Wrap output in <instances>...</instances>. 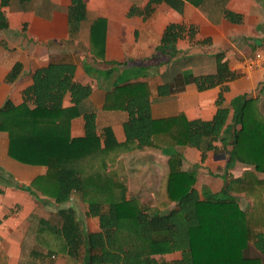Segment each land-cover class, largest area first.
<instances>
[{"label": "trees", "instance_id": "trees-1", "mask_svg": "<svg viewBox=\"0 0 264 264\" xmlns=\"http://www.w3.org/2000/svg\"><path fill=\"white\" fill-rule=\"evenodd\" d=\"M163 2L182 13L186 2L200 6L204 0H151L147 9L133 8L130 16L147 17L153 5ZM9 4L10 0H1L0 30L9 27L2 10ZM86 17L85 0H72L71 31L78 32ZM183 29L179 24L168 26L160 50L174 45ZM216 59V75L194 78L200 91L237 77L223 62V54ZM22 70V64L16 63L5 81L15 83ZM75 71L74 65L65 63L39 69L33 74V85L23 92L21 104L7 100L0 107V132L9 136V156L22 164L47 168L27 190L60 206L40 220L32 259L49 263L61 259L66 264H161L160 259L180 254L164 264H264V112L260 98H238L231 106L232 119L231 108L219 100L210 121L189 120L184 113L154 120L149 83L119 84L105 105L108 111L128 114L126 140L119 142L111 127L98 134L95 113H82L81 105L92 88L75 81ZM67 97L69 106L64 104ZM81 116L85 134L74 138L72 121ZM228 128L231 137H226ZM218 143L231 147L229 162L250 167L221 191L225 196L207 190L201 194L196 174L183 166L180 153H173L161 183L164 200L159 207L130 197L131 177L121 159L124 154L145 148L192 147L205 157L219 148ZM74 195L80 197L86 217L96 220L97 230L87 231L74 208L62 207ZM238 195L251 199L252 207L244 210Z\"/></svg>", "mask_w": 264, "mask_h": 264}, {"label": "crops", "instance_id": "crops-1", "mask_svg": "<svg viewBox=\"0 0 264 264\" xmlns=\"http://www.w3.org/2000/svg\"><path fill=\"white\" fill-rule=\"evenodd\" d=\"M17 1L10 0L2 8L9 27L0 30V45L10 47L0 48V107L7 100L21 104L23 92L33 85L37 70L65 63L75 66V81L92 88L90 97L81 105L82 113H95L98 134L111 127L119 142L126 140L128 114L108 111L105 105L113 88L127 82L149 83L154 120L184 113L189 120L210 121L219 100L231 108L240 97H259L264 112V69L246 79L242 66L244 58L264 51V0H204L200 6L186 2L182 13L163 2L153 5L147 17L130 16V12L133 8L147 9L151 0H85L87 17L75 33L69 25L72 0ZM171 24L184 27L182 37L160 50ZM219 54L237 77L200 91L194 78L216 75ZM16 63L22 64V75L8 84L6 76ZM64 104L71 105L70 97ZM233 113L231 108V119ZM71 133L74 138L84 136L83 116L72 121ZM225 133L231 137L229 128ZM218 147L205 157L196 148L180 147L167 151L145 148L126 153L121 159L131 174H137L134 180L135 188L141 190L139 199L156 204L153 192L160 191L175 152L182 155L183 166L196 174L201 194L205 190L217 194L230 188L250 169L242 163L229 162L230 146L218 143ZM8 150L9 136L0 132V264H66L61 259H51L50 263L32 259L40 220L60 206L44 198L34 199L27 190L35 178L46 174L47 168L22 164L12 159ZM25 199L31 206L29 214L20 219ZM238 201L244 210L253 205L243 195H238ZM62 207L74 208L87 231L98 229L96 220L86 217L78 195ZM174 255L177 254L166 257Z\"/></svg>", "mask_w": 264, "mask_h": 264}, {"label": "rangeland", "instance_id": "rangeland-1", "mask_svg": "<svg viewBox=\"0 0 264 264\" xmlns=\"http://www.w3.org/2000/svg\"><path fill=\"white\" fill-rule=\"evenodd\" d=\"M19 1L20 0H18L17 2L19 3ZM24 4V3H23ZM23 4H21V5H23ZM9 45H4V47H2V45H0V48L1 49H9ZM125 79V78H124ZM127 79V78H126ZM122 81H124V80H122ZM172 152V151H171ZM176 153V152H175ZM149 161V160H148ZM185 165V164H184ZM130 173V172H129ZM130 186H131V190L133 191L132 192V194L130 193V197H132V196H134V197H137V198H139V196L141 195V190H139V189H136L135 188V185H136V182H135V178L137 177V174L136 173H133V174H131L130 173ZM133 177V178H132ZM10 185V184H9ZM8 185V186H9ZM8 186H6V188H8ZM133 187H134V189H133ZM154 193V196H155V198H156V200H157V202L158 203H156V204H153V203H151L152 204V206L153 207H159L158 206V204L159 203H161L164 199H163V195H162V193L160 192V191H156L155 190V192H153ZM32 195V197L34 198V199H38V196L37 195H34V194H31ZM217 195L218 196H220V197H222V196H225L226 195V193H217ZM162 198V199H161ZM249 200H251V199H249ZM143 202V201H142ZM145 203V202H144ZM147 203V202H146ZM150 203V202H149ZM22 206H23V210H22V214H20V215H22V216H19V218L20 219H24L25 217H26V215L27 214H29V207L31 206V205H29L28 204V201H27V199H25L24 201H23V204H22ZM82 217V216H81ZM20 219H18V221H19V223H20ZM180 257V255H174L173 257H165L164 259H160V263L161 264H164V263H166V262H169V261H172V260H174V259H177V258H179Z\"/></svg>", "mask_w": 264, "mask_h": 264}, {"label": "built area", "instance_id": "built-area-1", "mask_svg": "<svg viewBox=\"0 0 264 264\" xmlns=\"http://www.w3.org/2000/svg\"><path fill=\"white\" fill-rule=\"evenodd\" d=\"M243 76L251 79L256 72L264 69V51H256L253 55L242 60Z\"/></svg>", "mask_w": 264, "mask_h": 264}]
</instances>
